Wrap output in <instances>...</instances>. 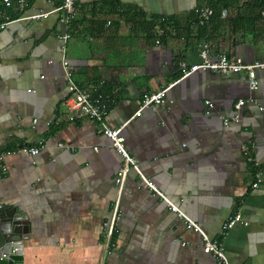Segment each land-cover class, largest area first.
Here are the masks:
<instances>
[{"label": "crops", "instance_id": "crops-1", "mask_svg": "<svg viewBox=\"0 0 264 264\" xmlns=\"http://www.w3.org/2000/svg\"><path fill=\"white\" fill-rule=\"evenodd\" d=\"M62 1L28 0L24 16H47L0 30V152L45 139L36 156L9 154L1 164L0 205L30 224L24 264H215L167 201L223 245L229 264H264V70L255 91L244 73L199 70L180 80L179 61L201 62L195 31L157 44L112 13L172 17L183 27L203 0H77L79 22L63 53ZM217 35L221 52L211 58L264 61V39ZM62 58L75 83L114 100L105 121L124 125V150L137 170L93 122L65 120ZM172 83L163 103L135 115L145 95ZM238 100L247 101L236 111ZM235 114L238 122L223 124ZM118 196L115 247L106 255L103 224ZM236 214L241 223L223 230Z\"/></svg>", "mask_w": 264, "mask_h": 264}, {"label": "built area", "instance_id": "built-area-1", "mask_svg": "<svg viewBox=\"0 0 264 264\" xmlns=\"http://www.w3.org/2000/svg\"><path fill=\"white\" fill-rule=\"evenodd\" d=\"M77 0H63L60 9L63 12L62 22L66 27V32L62 36L63 40V53L65 52V44L70 39L68 28L76 15V4ZM29 7L28 0H0V30L7 28V26L15 20L21 19H38L46 17V13H38L30 16H24V11ZM213 15L212 9L209 7H201L197 10V20L200 25L207 24ZM227 11L222 10L221 17H226ZM158 44V41H156ZM201 62L188 65L184 61H179L177 67L180 70L179 79H184L190 74L196 71H206L213 74L228 76L234 74L244 73L247 77L248 88L251 91H255L258 88L259 81L257 77V71L264 70V61H254L251 63H245L240 59H232L225 54H218L211 58V48L209 44L203 43L200 51ZM62 66L65 72V76L69 83V96L64 100L63 106L65 110V120L68 123H76L83 120L93 122L99 127L102 134L110 140L111 145L125 157L126 161L129 162L137 170L135 161L128 156L124 150V137L122 135L123 126L117 128H111L105 121V117L113 105L114 100L102 93L91 91L89 89L82 88L75 83L71 78V72L69 70L68 62L65 58H62ZM174 85L168 84L161 87L160 89L151 92L144 96L141 100L140 107L138 108L135 115H139L140 112L148 107L158 106L164 102L167 91ZM247 100H238L235 104V110L238 111L245 105ZM208 108H212V104L209 101L205 102ZM259 110H264V107H259ZM239 116L235 114L230 119H224L223 124L228 125L230 122H238ZM45 139L37 140L30 144H23L22 146L0 153V164H2L3 158L6 155L14 153H23L29 156H36L40 150L44 147ZM59 147L62 145L59 144ZM243 150H248V147H243ZM251 160V157L248 158ZM3 168V167H2ZM126 169L121 170L118 173L116 183L119 189H122ZM261 169H258L255 173V182L253 188L258 187L261 181ZM149 186L152 185L145 180ZM169 207L173 211H177L187 222L188 228H192L198 232L203 240V252L212 255L215 260V264H229L228 258L225 254L223 245L220 242L211 240L197 224L182 214L173 204L168 202ZM120 201L119 196L114 201L110 216L106 222H104V234H103V246L105 248V254L110 255L115 247V234L117 225L120 219ZM241 223V218L238 214L229 218L223 223V230L230 229L234 224ZM245 224V223H243ZM246 225V224H245Z\"/></svg>", "mask_w": 264, "mask_h": 264}, {"label": "trees", "instance_id": "trees-1", "mask_svg": "<svg viewBox=\"0 0 264 264\" xmlns=\"http://www.w3.org/2000/svg\"><path fill=\"white\" fill-rule=\"evenodd\" d=\"M201 7H209L213 11V15L207 24L200 25L197 20V12L193 14L186 26H175L172 17H151L149 20L142 12H131L130 14L115 10L113 14L119 15V19L125 22H131L134 27H139L144 31L147 38L157 40L158 43L166 41L171 37L173 32L186 31L191 33L195 31L198 43L209 44L213 52H221L219 50V36L217 30H224L229 37H238L239 34L253 35L254 39H264V0H203ZM199 7V8H201ZM222 10H227V16L221 17ZM78 20L74 18L68 28L70 38L75 35V29ZM224 37V36H223ZM239 40H231V45H236ZM178 68V67H177ZM178 72H180L178 68ZM8 145L7 149L1 151L6 152L22 146ZM2 165L0 164V175L2 174ZM115 239V237H114Z\"/></svg>", "mask_w": 264, "mask_h": 264}, {"label": "water", "instance_id": "water-1", "mask_svg": "<svg viewBox=\"0 0 264 264\" xmlns=\"http://www.w3.org/2000/svg\"><path fill=\"white\" fill-rule=\"evenodd\" d=\"M29 237V221L0 205V264H24L23 244Z\"/></svg>", "mask_w": 264, "mask_h": 264}]
</instances>
